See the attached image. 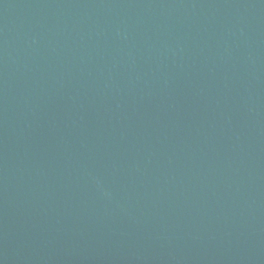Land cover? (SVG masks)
<instances>
[{"label": "water", "instance_id": "1", "mask_svg": "<svg viewBox=\"0 0 264 264\" xmlns=\"http://www.w3.org/2000/svg\"><path fill=\"white\" fill-rule=\"evenodd\" d=\"M0 264H264V0H0Z\"/></svg>", "mask_w": 264, "mask_h": 264}]
</instances>
